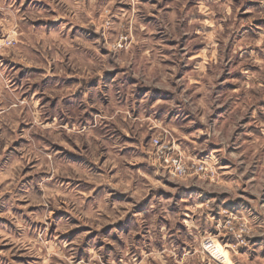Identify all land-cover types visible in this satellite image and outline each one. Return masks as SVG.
<instances>
[{"label": "rangeland", "instance_id": "rangeland-1", "mask_svg": "<svg viewBox=\"0 0 264 264\" xmlns=\"http://www.w3.org/2000/svg\"><path fill=\"white\" fill-rule=\"evenodd\" d=\"M55 2L63 3L69 14H59L53 0L32 4L31 25L42 28L33 29L34 37L20 30L19 21L0 12V62L14 72L9 88L19 92L23 85L27 89L19 95L18 113L6 120L5 108L11 109L15 101L5 98L0 85V264H264V230L257 227L264 224V140L256 145L243 139L236 157L228 149L235 172L227 174L223 185L217 165L214 180L197 174L180 179L183 187L197 188L209 199L218 196L223 203L217 200L220 207L212 213L214 225L208 228L190 227L198 218L197 209L203 210L208 201L186 204L181 215L184 223H177L184 238L165 242L163 236L149 239L146 232L134 229L137 218L146 214L152 193L171 195L177 183L171 178L163 183L160 175L152 174L157 169L168 174L153 158L158 150L154 142L173 145V137L164 138L169 133L161 130L163 126L139 113L133 119L147 120L148 131L136 136L121 123L132 115L125 108L116 107L109 115L107 105L103 111L93 106V118H102L116 133L113 139L123 143L107 150L73 139L75 122L60 124L50 115L57 104L75 111L71 98L80 94L77 78L87 83L109 76L115 79L119 72L134 67L130 79L143 80L139 94L152 89L155 98L173 92L189 97L186 103L179 99L185 105L179 110L186 116L185 125L195 123L175 126L181 140L194 148L181 150L186 162L202 160L201 126L215 106L222 101L227 106V98L236 99L232 101L238 108L228 123L231 129L221 136L231 143L252 107L264 100V0ZM27 9L25 3L21 12ZM64 23L71 26L69 36L60 31ZM69 40L76 45L70 54ZM81 51L87 52L85 56ZM114 51L123 53L119 68L92 71L91 65ZM68 61L71 67H64ZM88 116L83 113L84 118ZM41 123L43 131L25 135L40 129ZM54 123L57 130H52ZM59 127L64 128L62 136L57 134ZM80 127L87 130V124ZM104 139L111 143L109 136ZM215 139L219 142L220 135ZM139 174L150 191L137 186ZM101 209L106 220L89 223ZM46 225L51 226L41 236ZM241 239L244 244L239 243ZM61 243L72 249L71 254L61 249ZM216 248L222 254L215 253ZM225 256L228 260H219Z\"/></svg>", "mask_w": 264, "mask_h": 264}, {"label": "clouds", "instance_id": "clouds-1", "mask_svg": "<svg viewBox=\"0 0 264 264\" xmlns=\"http://www.w3.org/2000/svg\"><path fill=\"white\" fill-rule=\"evenodd\" d=\"M36 0H11L10 3L5 4V0H0V12L6 13L8 17H10L14 22H20V30L27 31L30 35L35 36V32L41 31L42 28H36L34 25H31V14H33L32 4L35 3ZM25 3H28V9L24 12H21V8ZM54 7L58 10L59 14H69L68 10L64 8L63 3L57 4L55 0H53ZM87 19V17H84ZM35 29V32L33 31ZM61 33L65 36H69L71 34V26L69 23H64L60 28ZM69 45V54L71 51L75 50L76 45L72 40L68 41ZM9 45L12 44L11 41L8 42ZM97 47H102L99 41H96ZM14 50V46H13ZM63 51V50H62ZM123 56V53L120 51H114L108 58H100L97 60L95 65H91L93 72H104L106 67L119 68V60ZM111 61V63H109ZM72 62L68 61L64 67H71ZM134 71V67H129L126 71L119 72L116 75L115 79H112L111 76L102 78L98 81L87 83L85 81H81L80 85V94L77 97L71 98L72 103L76 105L75 111L72 109H65L62 104H57L56 109L50 112V115L55 117L60 124H62L65 120L72 124L75 122V127L71 129L72 138H80L82 143L91 141L94 146L102 147L107 150L118 149L123 146V143H117L114 136L116 133L111 132V127L104 123L102 118H93L91 109L93 106L101 108L102 111L105 110L104 106L107 105V111L109 115H112L115 112L116 107L125 108L127 112L131 113L128 117L127 123L121 121L124 127H127L130 132L134 135L139 136L142 132L148 131V121L144 120L141 122V119L137 117L133 119L136 113L146 114L148 116L155 117L157 113L160 112L161 108H165L167 112H171L173 108L178 109V111L173 116V122L177 123L179 127H191L192 123L195 121H190L187 125L184 124V120L186 119L185 114L179 109H182L184 104H177L175 100L168 102H157L155 100V96L152 91L149 89L147 92L142 95L138 93V88L143 84V80L140 81H132L130 79L132 72ZM7 74V75H6ZM14 78V72L3 66L2 62H0V85H2L4 96L6 99H10L15 101V103L11 104V109L5 108V113L7 116L5 119L15 116L19 111V95L22 94L23 91L27 89L24 86H21L19 92H16L14 89L9 88V82ZM27 83V82H25ZM183 82H177V87H180V84ZM30 88L31 85L29 84ZM55 94V93H54ZM176 99H182L187 102L189 97H184L181 93H177ZM29 111H33V107L29 106ZM88 112L89 116L87 118L83 117V113ZM199 117V113L196 114ZM164 119H167V115L163 116ZM87 124V130L81 131L80 125ZM205 124L207 125V120H205ZM211 126L208 125L205 128V132H208V128ZM43 131V124L41 123L40 129H30L25 135H30L33 131ZM52 130H57V124L52 125ZM64 133V128L59 127L58 136H62ZM95 133V136L93 135ZM111 133V135H110ZM199 135V133H197ZM105 136H109V140L111 143H107L104 139ZM219 136V132H208L209 140ZM98 137V140L96 139ZM67 138V137H65ZM166 139L171 138V129H169V136L164 137ZM179 137H177L178 139ZM239 139V138H238ZM224 145V149L220 150L219 154L212 153V164L218 166L219 158H222L225 153V149L228 148V140L227 138H221V141ZM207 146V141L203 145ZM186 151H194L192 143H189L185 146ZM106 154V153H105ZM53 156H55V152H53ZM155 158V156H153ZM195 169H191L194 171ZM189 169H185L180 173L178 177L175 172H172L171 177L168 174L161 172L159 169L153 172L154 176L160 175L163 183H167V181L171 178L172 180L177 181V183L173 186V190L171 195H167L164 193H156L153 192L151 196V200L147 202L146 214H141L137 218L136 227L134 232H146L149 239H160L161 236L165 237L167 242L168 239L175 237L176 239H183L185 233L179 231L177 229V223H184L181 220V215L183 214V209L186 204H193L200 200H207L208 202L204 205L203 210L197 209V219L193 221L190 227H213L214 221L212 213L220 207L217 204V200H221L222 198L214 197L209 199L207 193L200 191L197 188H185L182 186L180 182V177L186 176L188 174ZM227 171L235 172V169H227ZM142 174L137 175L136 182L137 186H142L147 188L149 191L151 190L149 186L145 185L144 181L140 179ZM192 183V182H190ZM239 185H236L238 188ZM233 194H235V189H233ZM111 195L106 194L104 199L107 200L108 196ZM179 208V212L176 209ZM118 214V212L116 213ZM106 215L103 210H98L95 216L89 221L91 224H102L106 220ZM159 221V224L157 223ZM160 225H164L163 228H160ZM51 225H46L44 229L41 230L40 235H47V228ZM231 227V226H230ZM257 227L261 230H264V224L257 225ZM240 233H237L239 235ZM131 237L125 238L126 243L130 241ZM240 244H244V240L239 241ZM43 247H47V245H42ZM61 249H67L71 254L72 249L67 245L61 243Z\"/></svg>", "mask_w": 264, "mask_h": 264}, {"label": "crops", "instance_id": "crops-1", "mask_svg": "<svg viewBox=\"0 0 264 264\" xmlns=\"http://www.w3.org/2000/svg\"><path fill=\"white\" fill-rule=\"evenodd\" d=\"M1 26H2V14L0 13V30H1ZM81 53L82 54H80V55L85 56V54L87 52L81 51ZM66 81H72V79H68ZM81 81L82 80H80L79 78H77L75 80V82H81ZM251 84L259 86V82H256V81H252ZM156 89L158 91H160L161 88H156ZM150 90H152V89H150ZM237 90H238L237 88L234 89V91H237ZM146 92H147V90H146ZM163 94H165V93H159L160 97L155 98V100L157 102H164V101L171 102V101L175 100V102L177 104H180L179 99H176V95H175L176 93L173 92L170 94H166L165 97L163 96ZM216 100L222 101L223 98H217ZM232 100H236V99L235 98L234 99L227 98L225 100L228 103L227 106L223 103V101L220 104H218L217 106H215L209 112L207 125L205 124V117H204V122H203L201 128H202L203 145L207 141V146L202 151V153H203V159L208 160L210 163H212V155L211 154L216 153L218 155L220 150L224 149L223 143L220 142L221 138H223L221 136L223 135V132L226 129L230 128L228 126V123L232 119V115L234 114V112L238 108L236 106V104H234L235 101H232ZM177 111L178 110H174V108H173L171 110V112H167L166 109L162 107L160 112L157 113V115L155 117L147 115L146 119H150L152 121H155L156 123L157 122L160 123L163 126L161 128V130H163V132L166 131L169 133V129H171V138L173 137V139L175 140L176 147L179 150L186 151L185 146L188 144H186L183 140H181V138L182 139H184V138L178 133L177 128L175 126V122H173V116L175 115V113ZM179 111H181V110H179ZM139 114H140V116L146 115V114H142V113H139ZM164 115H167V119L163 118ZM204 116H205V114H204ZM206 120H207V118H206ZM246 121L247 122L244 124V126L242 125L243 128L241 130H239L235 134L233 132V134L235 136L233 135L231 138H234V139L231 143L229 142L230 144L228 143L231 146H228V148L224 150L226 155H224L222 158H219L217 167L219 168V170H218L219 175L218 176L220 177L219 183L221 185L227 183V177L226 176H227V174L231 173L230 171H227V169L233 168V160H231L229 157H227L228 149H230L229 154H233L234 157H236V155L238 153L237 152L238 149L240 150L242 147L241 141H243V139L245 141H248V142H251L254 144L256 143V145L260 140H264V100L261 101L259 104L255 105L254 107H252L249 118ZM208 125L211 126L210 128H208V132H212V133H215L217 131L219 132V135H220L219 142L216 141V139L214 140V138L209 140L208 132H205V128ZM177 137H179V138L177 139ZM185 139H187V138H185ZM229 141H230V137H229ZM140 147L142 149L144 148L143 146H140ZM263 151H264V148H263ZM237 156H239V155H237ZM234 181H236V180L235 179L231 180V182H234ZM242 206H240V207H242Z\"/></svg>", "mask_w": 264, "mask_h": 264}, {"label": "built area", "instance_id": "built-area-1", "mask_svg": "<svg viewBox=\"0 0 264 264\" xmlns=\"http://www.w3.org/2000/svg\"><path fill=\"white\" fill-rule=\"evenodd\" d=\"M155 148H158L155 157L156 160L162 164L163 170L171 176L172 172H175L177 176L185 169H189L186 176L180 177V179L186 178L191 174H197L201 178L214 180L217 174L215 165L211 164L208 160L202 159L195 161L192 164H188L181 152L175 144H162L161 140L154 142ZM195 169L191 171V169Z\"/></svg>", "mask_w": 264, "mask_h": 264}, {"label": "bare ground", "instance_id": "bare-ground-1", "mask_svg": "<svg viewBox=\"0 0 264 264\" xmlns=\"http://www.w3.org/2000/svg\"><path fill=\"white\" fill-rule=\"evenodd\" d=\"M216 250H218L217 248H216ZM219 252H215V253H220V254H222L221 252H220V250H218ZM223 252V251H222ZM219 256V255H218ZM227 258V256H225V257H222V258H218L219 260H221V261H223V262H225L226 260H228V259H226ZM227 264V263H226Z\"/></svg>", "mask_w": 264, "mask_h": 264}]
</instances>
